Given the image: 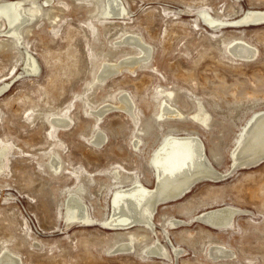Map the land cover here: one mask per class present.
<instances>
[{"label": "rangeland", "instance_id": "374dc122", "mask_svg": "<svg viewBox=\"0 0 264 264\" xmlns=\"http://www.w3.org/2000/svg\"><path fill=\"white\" fill-rule=\"evenodd\" d=\"M14 1L41 13L17 38L0 17V264H264V163L232 168L264 113V24L207 23L264 12V0H120L121 17L105 14L108 0L0 6ZM239 42L257 55H233ZM104 67L119 74L98 81ZM164 104L182 117L160 118ZM200 107L207 126L192 119ZM189 136L227 177L159 204L152 227L107 229L115 194L137 182L154 189L155 153ZM71 196L92 222L67 218ZM226 207L243 211L232 227L198 219ZM160 245L164 257L151 255Z\"/></svg>", "mask_w": 264, "mask_h": 264}, {"label": "bare ground", "instance_id": "6f19581e", "mask_svg": "<svg viewBox=\"0 0 264 264\" xmlns=\"http://www.w3.org/2000/svg\"><path fill=\"white\" fill-rule=\"evenodd\" d=\"M22 4V1H14L5 2L0 6V17L4 18L8 22L11 37H19V34H21V26L30 17L41 13V11L35 7L29 9L28 12L30 14L27 15L25 11L26 9L23 8L24 6ZM125 12L126 9L120 0L107 1L105 8L106 15L121 17ZM203 16L206 17L208 15L203 14ZM207 23L213 29L226 27L228 24H234V26L236 24L237 26L240 25V27L259 26L264 24V12L248 11L240 19L231 23L218 21L209 17L207 19ZM143 50L144 54H146L145 57H149L150 49L145 47ZM230 51L236 57L245 60H251L257 55V50L244 42L236 43L230 48ZM136 59L133 61V63H131V65H134L135 61L140 63L141 60ZM127 62H129V60ZM37 64L38 63L35 61V59H32L28 64L29 71L36 73L38 71ZM107 66L108 65H105V67ZM114 72L115 71L112 69L109 71L105 68L99 75L98 81H104ZM170 95H168V97H171ZM162 107L163 109L160 114L161 116H159L160 118L163 119L168 117L172 119H178L182 117V114L179 111L172 109V107L169 105L167 106L164 104ZM192 119L201 123L202 125L207 126L210 116L205 112V110L202 109V107H200L199 112L195 114ZM98 145H101V143H98ZM203 145V142L195 136L170 137L155 153L153 159V165L157 172V184L155 185L154 189H149L140 182H137L134 186L117 192L112 203V218L105 223L107 229L129 230L134 226L152 227V215L159 204L174 201L173 198L175 200L180 199L199 182L221 181L227 177L226 173H221L214 168L206 155L205 146ZM262 156H264V113L257 116L246 130L240 145L234 152L232 168H238V166H243L240 168H247V165L253 163ZM69 204L70 207L68 210V219H78V221L82 220L85 223L92 222L88 218L86 211L87 208L82 205L77 197L71 196L69 199ZM238 213L243 214V211L226 207L203 213L198 217V219L202 221V223L204 222L205 224L216 227V229L228 228L234 225V217L235 214ZM130 237V242L121 248V250L131 251L132 244L134 243V235L131 234ZM161 247L163 246L160 245L153 247L150 251V254L158 257L163 255L164 257L165 253L163 254L162 252L164 249ZM222 250L218 251L219 253H222V255H225L226 252L224 253ZM222 255L220 256L217 254L214 255V257L216 259H222L225 257ZM7 258L8 256L5 257V259ZM6 262H8V260Z\"/></svg>", "mask_w": 264, "mask_h": 264}, {"label": "water", "instance_id": "95a60500", "mask_svg": "<svg viewBox=\"0 0 264 264\" xmlns=\"http://www.w3.org/2000/svg\"><path fill=\"white\" fill-rule=\"evenodd\" d=\"M123 69H124V68H123ZM117 74H119V72H114V73H112L111 76H109L108 78H110V77H112V76H115V75H117ZM108 78H107V79H108ZM107 79H106V80H107ZM262 163H264V156L260 157L259 159H257V160L254 161L253 163L247 165L246 167H247V168H251V167L258 166V165H260V164H262ZM240 167H243V166H238V168H240ZM178 198H179V197H178ZM178 198H176V199H178ZM173 200H175V199L173 198ZM235 215H236V214H235ZM211 226H212V225H211Z\"/></svg>", "mask_w": 264, "mask_h": 264}]
</instances>
